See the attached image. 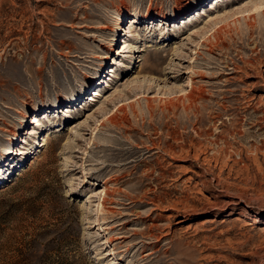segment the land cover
Wrapping results in <instances>:
<instances>
[{
	"label": "rangeland",
	"instance_id": "374dc122",
	"mask_svg": "<svg viewBox=\"0 0 264 264\" xmlns=\"http://www.w3.org/2000/svg\"><path fill=\"white\" fill-rule=\"evenodd\" d=\"M259 2L0 0V264H264Z\"/></svg>",
	"mask_w": 264,
	"mask_h": 264
},
{
	"label": "bare ground",
	"instance_id": "6f19581e",
	"mask_svg": "<svg viewBox=\"0 0 264 264\" xmlns=\"http://www.w3.org/2000/svg\"><path fill=\"white\" fill-rule=\"evenodd\" d=\"M238 12H241V11H237L236 13H238ZM250 12V13H249ZM235 13V11H233V12H231V13H226V14H223L222 16H220V17H218L217 18V21H215V23H222L223 21H226L232 14H234ZM243 13V14H242ZM241 14L243 15V17H245V16H249V18H251V17H253L254 15L253 14H255V13H261V15H264V1L263 0H260V2L259 3H254L249 9H247V10H245V11H243ZM240 14V15H241ZM240 15H237L236 17L238 18V16H240ZM251 15V16H250ZM258 15V14H257ZM245 18H247V17H245ZM248 18V19H249ZM247 23V22H246ZM245 23V24H246ZM247 25V27L251 30L253 27H255V24H252L251 22L249 23H247L246 24ZM116 27H117V29H120L121 27L119 26V24L118 25H116ZM216 31V30H215ZM221 31V30H220ZM219 32V31H218ZM113 36V35H112ZM109 44H111V43H109ZM93 80H96V78H94ZM119 109H122V108H119ZM34 119V121H35V117L33 118ZM108 120H110V121H114L115 120V117H113V116H109L108 117ZM33 121V122H34ZM109 121V122H110ZM15 135H17V132L15 133ZM104 184L106 183V180L103 182ZM107 189H105V185H104V194H108V192L106 191ZM107 196V195H106ZM110 196V195H109ZM106 198V197H105ZM108 198V197H107ZM102 200H105L104 199V197H102Z\"/></svg>",
	"mask_w": 264,
	"mask_h": 264
}]
</instances>
